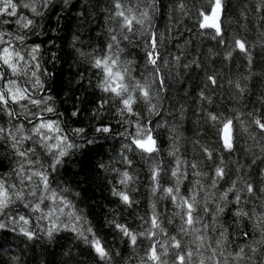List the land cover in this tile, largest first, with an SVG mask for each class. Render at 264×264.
<instances>
[{
    "label": "clouds",
    "instance_id": "obj_1",
    "mask_svg": "<svg viewBox=\"0 0 264 264\" xmlns=\"http://www.w3.org/2000/svg\"><path fill=\"white\" fill-rule=\"evenodd\" d=\"M165 2L83 0L66 31L60 17L74 0H0V189L8 192L0 264H44L49 248L66 244L57 264H264V71L252 70L253 46L264 44V0H246L239 12L255 26V41L247 23L225 28L227 0L219 35L200 29L199 3ZM165 16L170 29L187 18L202 42L165 48L157 27ZM153 32L162 39L155 64L145 55ZM237 53L245 71L229 75L222 69ZM105 58L117 79L97 66ZM254 76L259 89L250 86ZM149 138L151 150L137 143ZM52 193L69 206L49 216ZM129 216L139 221L132 232L151 230L155 241L128 242L117 225ZM152 243L161 247L157 261L148 259Z\"/></svg>",
    "mask_w": 264,
    "mask_h": 264
},
{
    "label": "trees",
    "instance_id": "obj_2",
    "mask_svg": "<svg viewBox=\"0 0 264 264\" xmlns=\"http://www.w3.org/2000/svg\"><path fill=\"white\" fill-rule=\"evenodd\" d=\"M83 0H74V3L71 6V11L62 14L60 19L64 23V28L67 31L68 28L72 27L73 22H76V16L75 13L79 10H81ZM160 4L164 5L165 9L167 8V3L165 0H159ZM172 2V0H168V3ZM246 2V0H227L228 5V16L224 18V25L225 28L228 30L235 29L237 31H240V25H243L245 23L248 24V27L250 29V34H248V38L251 41H255L258 37V33L256 32V28L253 25L252 21L246 17H243L239 14L240 9L242 8L243 4ZM193 4L199 3V6L201 10L203 9L204 5L207 4V0H192ZM60 9L57 8L52 12L51 18L49 20V24L51 27H56V14L59 12ZM232 19H235L237 23L235 25H232L230 21ZM174 22V21H173ZM264 24V21L261 22ZM157 27L161 31L164 32L165 36V44L164 47L171 49L172 51H176L177 45H184V42L187 41V47L191 50L194 49L199 43L202 42L203 38H198V35H196L195 28H192V22L189 21L187 18L183 20V27L181 25H176L174 29H170L167 26V16L163 17L161 20L157 21ZM188 29H191V31H188ZM169 36L174 37V39L168 40L167 38ZM51 34L49 36V39H51ZM41 42V41H37ZM42 43L47 44V40L42 41ZM205 47L212 46L213 42L205 41ZM261 55H264V44H255L253 46V65L252 70L254 72H260L264 71V63H261L260 57ZM247 63V61L243 60L241 57H239V54H236V58L231 62L229 65V68L222 69L223 71L227 72L229 75H232L234 73L238 72H244V65ZM239 65V67H238ZM218 66V65H217ZM51 71L52 69L49 68ZM61 74L65 71V69L61 68ZM59 79V77H58ZM261 77L260 76H254L253 80L251 82L252 87H255L256 89H259L261 87L260 84ZM126 225L129 227H136V225L139 223V221H135L131 219V216H129L128 219L125 221ZM241 241L248 239V234L246 233L244 236H242ZM71 244V241L68 242ZM69 250L68 245H57L55 249L49 248L48 253L49 256L45 258L44 264H57V261L60 257H62L64 252H67ZM77 251L76 248H72V252L74 253ZM126 254H131V251L127 246L125 249H123ZM80 259H87L86 257H81ZM69 264H74L73 261H70Z\"/></svg>",
    "mask_w": 264,
    "mask_h": 264
},
{
    "label": "snow or ice",
    "instance_id": "obj_3",
    "mask_svg": "<svg viewBox=\"0 0 264 264\" xmlns=\"http://www.w3.org/2000/svg\"><path fill=\"white\" fill-rule=\"evenodd\" d=\"M5 7H7V6H5ZM116 7L119 8L120 5L117 4ZM3 11H4V9L0 8V12H3ZM225 11H226V8L224 7L222 0H207V4L203 7V9L199 13V17H200L199 27H200V29L204 30L205 32L210 31V30L214 31L217 35L221 34L222 24H223L221 17ZM9 15H16V13L13 11L12 13H9ZM118 15L123 17L124 13L120 12V13H118ZM21 19H23V17H21ZM125 23L130 25L131 21L125 19ZM161 44H162V39H161L160 34L157 32H153L150 40L148 41L149 51H147L145 53V55L147 56L149 61L153 64L157 63V58L159 57V47L161 46ZM235 45L242 52L247 51L246 43L244 41L238 39L235 41ZM9 59H11L10 56H9ZM96 63H97V66H100L103 64L105 72L109 74L111 79L115 80L120 76V73H115V75L112 74V69L108 66L107 58H105V60H103V61L97 60ZM12 67H15V65L13 64ZM209 80L212 83H215V80H213L212 77H209ZM117 87H119V85H117ZM112 90L116 91V88H113ZM12 99H16V97L13 96ZM260 126L262 128H264V122H261ZM47 127L51 128L52 125L49 124V125H47ZM137 143L140 144L142 147H145V148H148L149 150H151L150 138L148 141H144L143 143L140 141H137ZM224 143H225L226 147L231 148V146H232V144H231V129H230L229 124L224 125ZM168 191H171V189H169ZM121 196L125 202H128L129 197L126 194H121ZM49 199L52 200L54 202V205H55L54 207L48 209V215L49 216H52L53 213H55L57 211L63 213L67 210V207L69 206L67 201H61L59 204H56L55 193L50 194ZM173 199H175L174 196H173ZM7 202H8V192L6 191V189H0V207L6 205ZM45 206L47 207V201L45 202ZM185 206L187 208V212L184 214L186 223L189 226H192L194 223L193 215L191 212L193 205L191 203L185 202ZM38 207L39 206H37V208ZM68 215H72V213L69 212ZM76 219L79 220L80 217L77 216ZM20 220L25 224L28 222L27 219H25L24 217H20ZM151 224H152L153 228L157 227L156 216H153L151 218ZM117 227L122 228V230L124 231V234L128 237V242H130L132 244H136L139 242L138 236L143 237L145 235H147L152 241H155V235L156 234H155V232H153L151 230H149L148 233L141 232V233L137 234L135 232H132L128 226L117 225ZM54 228H55V224L53 223V226H52V229H50V232ZM72 230L73 231H80L75 226H73ZM22 231H26V230L22 229ZM88 231L91 232V229H88ZM26 234L31 236L30 232H26ZM80 235H84L83 231H80ZM175 246L180 247L179 243H177ZM92 247L95 249L96 253L99 254L100 256L103 257L105 255V250L101 246L99 241L93 240L92 241ZM160 250H161V247L159 244L152 243L151 246L149 247V250H148V259L151 261H157L158 259H160ZM178 259L181 262H183L185 257L179 256Z\"/></svg>",
    "mask_w": 264,
    "mask_h": 264
}]
</instances>
